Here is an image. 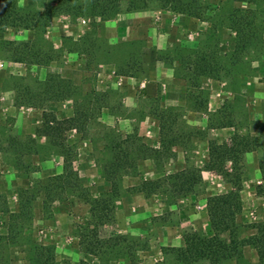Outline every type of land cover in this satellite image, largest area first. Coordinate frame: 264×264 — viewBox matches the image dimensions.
<instances>
[{"label": "rangeland", "instance_id": "obj_1", "mask_svg": "<svg viewBox=\"0 0 264 264\" xmlns=\"http://www.w3.org/2000/svg\"><path fill=\"white\" fill-rule=\"evenodd\" d=\"M170 1L0 0V8L14 9L12 24L0 22L3 264H35V244L38 252L42 247L50 252L51 264H264V245L259 260L251 243L263 237L253 225L262 223L264 229V188L257 193L260 174L246 155L253 151L256 167L259 160L264 164V0H179L181 12L173 10ZM62 2H81L83 12L54 14ZM93 3L110 12L91 11ZM114 9L118 11L111 13ZM117 18V27L99 24ZM144 80L150 85L142 87ZM167 83L181 93L185 106L169 105ZM27 86L53 92L44 108L34 107L38 99L25 91ZM196 112L205 114L201 125ZM44 113L73 118V128L61 126L59 145L37 133ZM143 121L157 125L156 136L147 133ZM161 122L164 139L177 136L179 147L198 138L220 144L223 138L217 132L231 126L227 142L232 139L233 149L240 150L233 169L225 162L224 171H201V181L190 194L175 195L165 185L143 184L164 178L163 162L144 157L147 153L137 146L128 147V155L137 153L139 159L133 172L117 179L110 221L97 227L86 223L92 220L90 204L74 187L44 209L42 194L35 193L24 212L29 220L23 216V227L9 230L5 211L19 208V188L32 190L36 181L61 173L64 159L77 175L79 188L90 198L105 199L110 187L106 169L114 167L110 147L132 133L147 146L155 141L160 145ZM173 152L165 161L177 160ZM179 160L176 168H198L205 162L196 153ZM211 176L221 181L217 188L210 184ZM229 191L238 198L230 197L232 215H225L216 233L209 218L207 229H194L187 217L186 225L179 226L180 199L188 209L203 208L208 216L207 198ZM129 193L136 196L129 210L154 213L149 220L137 221L132 233L123 231L124 215L118 217ZM29 196L26 192L22 202ZM175 231L179 245L161 244ZM9 232L19 233L12 237Z\"/></svg>", "mask_w": 264, "mask_h": 264}, {"label": "trees", "instance_id": "obj_2", "mask_svg": "<svg viewBox=\"0 0 264 264\" xmlns=\"http://www.w3.org/2000/svg\"><path fill=\"white\" fill-rule=\"evenodd\" d=\"M60 1V0H58ZM65 1V0H63ZM95 1V0H94ZM179 0H171L170 2L173 5V10L176 11H183L182 8H178L176 6V2ZM75 8V9H73ZM93 10L96 13L104 14L110 12L107 8H102L101 6H98V4L92 5ZM14 10V9H13ZM10 7H2L0 8V22L3 23H9L12 24L10 21V14L13 11ZM76 11L77 13L83 12L82 3H78L77 5H73L71 3L65 2L62 4H59L57 8H54L52 12L54 14L57 13H71L72 11ZM117 9L112 10L111 13L117 12ZM25 25H31L32 24H25ZM25 26V27H28ZM25 91L32 96L36 97L38 99V103L34 104V107L38 108H44L42 105H44V102L49 100L53 92L47 88H43L42 90L36 89L35 87L27 86L24 88ZM22 99H26L24 96H20ZM21 99V102H22ZM30 104L31 103H27ZM33 106V104H32ZM64 130H68L69 128H73L74 121L72 117L64 118V119H56L52 113H44L43 119L41 121V124L37 128V133L41 136H43L45 139H48L49 144L56 146L60 144V140H62V127ZM159 129V142L160 145L158 148H154L152 146H147L145 143H143L140 138V136H136V133H132L130 135H126L124 139L122 140V143L115 146L112 145L110 148L113 149V168L112 169H106L108 172V175L106 176V179L110 182V187L107 193V197L103 200H100L99 198H90L87 190L84 188H79V179L75 173L72 172L71 168L66 164V159H64V165L62 166V172L59 174H52L51 176H48L45 180L36 181L35 187L32 188L33 191L30 190L31 187L26 188H19L18 190V200H19V208L16 211H5L7 214V227L10 228L12 232L13 227H17L18 231L23 226L22 218L23 216H26V219L29 220V216L24 214V212L27 213V204L29 199H34L36 194H42V207L45 208L44 205L50 203L51 201H58L62 200L63 198V192L64 191H73L72 189L78 188L82 191V198L90 204V211H91V222L87 221L86 223H92L93 227H97L98 225H101L107 221H110L113 218V204H112V198L117 195V179H119L121 176L130 174L133 172V168L135 167V161L136 159H139L136 153L135 157H130V151L132 148L127 149L128 147H134L137 146L143 152H146L147 154H144V157H152L154 159H157L162 162L167 159L166 157L170 154V146L172 144H176L174 139L177 138V136L171 135V137L164 139V136H162L163 131V123H159L158 126ZM166 137V136H165ZM228 142H222L220 144L209 142L208 144V159L203 163L201 168H182L179 170H176L174 172H170L163 175V179L157 180V183L147 181L144 182V185H148L149 187L154 188H161L162 185H165V189H169L170 193H174L175 195H186L190 194L192 192V189L194 186L201 181L200 178V172L201 169L210 170V169H221L224 171V163L226 161H231L232 168L234 164V159L236 155L240 153V150L233 149V144ZM126 144V145H125ZM122 149L126 151H122ZM259 174L261 183L256 185L257 193H260L261 190L264 188V164L262 163V160H259ZM44 181V182H42ZM159 181V182H158ZM162 181V182H161ZM30 193L29 197H26L27 199L22 202V198L24 197L25 193ZM263 192V191H262ZM36 193V194H35ZM264 193V192H263ZM233 197L237 200V194L235 192L229 191L227 193L222 194H213L212 196H209L207 198V211H208V218H209V224H210V230L214 233H216L219 229L217 228L220 224L223 223L225 215L229 216L232 215L231 209H230V202L233 200L230 199V197ZM236 204L238 205L239 202L236 201ZM239 206H237L238 210ZM261 224L257 223L254 224L253 227L259 231V233L263 236L262 241L260 238H258L257 242H251L253 244V247L255 248L259 260H262V245L260 246V243H264V229L261 230ZM264 224V223H263ZM222 230V229H221ZM17 234L19 232H16ZM16 233H10L9 234L12 237H15ZM260 237V236H259ZM254 241V240H253ZM190 245V243L188 244ZM43 248V247H42ZM41 252L39 250V247L35 244L34 246V256L32 261L35 264H51L52 256L50 252ZM44 250H47L46 248H43ZM177 250L183 251L181 248H177ZM94 251V250H93ZM0 264H3L4 262L2 258V252L0 250Z\"/></svg>", "mask_w": 264, "mask_h": 264}, {"label": "crops", "instance_id": "obj_3", "mask_svg": "<svg viewBox=\"0 0 264 264\" xmlns=\"http://www.w3.org/2000/svg\"><path fill=\"white\" fill-rule=\"evenodd\" d=\"M119 20L120 18H117V19H114L113 21H106V20H102V21H99V24L101 25V27H111V26H118L119 25ZM154 73V70L153 72ZM121 77V76H120ZM169 79H170V75H169ZM129 80H132V78H129ZM122 81V77L120 78V80L118 81V83L120 84ZM167 90H166V93L165 95L171 99L169 105L170 106H185V102H183V100L181 99V93L179 92L178 94L176 92H173L171 90V86L169 85V83H167ZM141 85L142 87H147L149 84L148 81L144 80L143 82H141ZM162 87H165V84H162ZM149 91V88L147 89ZM170 94H174V96L176 97V99H174L172 96V98H170ZM179 96V98H178ZM178 98V99H177ZM197 115H199L200 117V122H197V124L201 125L205 122L203 116H205L204 113H197ZM132 120V119H131ZM115 121V120H114ZM141 124L145 125V129H147V133H152L153 136H156L157 135V125L155 126L154 124H147L146 121H143ZM232 128L231 126H226V127H222L217 133L220 136V138L222 139L223 138V141L222 142H227L228 139L230 137H228L229 135L227 133H229V129ZM216 137L217 134H216ZM157 142V141H155ZM151 143L152 147L154 148H158L159 147V143ZM208 142H207V139H202V138H198V141H195L193 142V144H189V145H183V146H178L176 144H172L170 146V151H174L173 153H176V156H177V160H173V161H163V171L165 173H170L174 170H177V169H182L183 166L181 167H178L176 168V165H181V161L179 160L180 157H182L184 154L188 155V153H196L197 155L200 156L201 158V163H203L204 161H206L208 159V153H209V150H208ZM255 154V153H254ZM246 155H248V157H250V159L253 160V165H254V170H256L257 172H259V169L256 167V164L257 162H254V155H253V151H250V152H247ZM226 162H229L231 163L230 161H226ZM184 164V161H182V165ZM199 168H201L202 166H198ZM216 169H208V170H203L201 169L202 172H213L215 171ZM206 175H209V174H206ZM212 177V176H211ZM217 178H218V175H217ZM208 181V179H207ZM209 181H210V184L211 185H214L213 187H218L221 183V181L215 179L214 177L212 178H209ZM258 181H260V177L258 179ZM210 185V186H211ZM136 196L133 195L132 193H129L127 194L125 197H123V204H121L122 206L125 205V210H124V213L121 212L119 213V218L121 217V215H124L125 217V223H126V227H124L123 231H129L130 233H132V231H134V226L136 224L137 221L139 220H149V218L154 215V213L152 211H148V210H145V211H137V212H132L131 210H129V207H131V204H132V200L135 198ZM191 197V196H190ZM143 199V198H141ZM124 201L127 202V204H124ZM179 201H182L183 205L181 206H178V213H179V220H181V223L179 224L180 227H182L183 225H186V222H185V218H189L188 222H189V225L192 226L194 229H207V221H208V216L207 214L205 213V211L202 209H200V211H197V210H192L191 209H188L184 202V200H179ZM147 225V224H146ZM170 234V233H169ZM171 235V234H170ZM165 243L166 245H179L180 244V239H179V234L178 232H174L173 235L169 236H165L162 241H161V244Z\"/></svg>", "mask_w": 264, "mask_h": 264}]
</instances>
